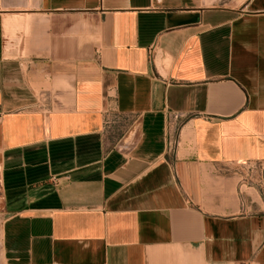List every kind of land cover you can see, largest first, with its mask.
<instances>
[{
	"label": "crops",
	"instance_id": "obj_1",
	"mask_svg": "<svg viewBox=\"0 0 264 264\" xmlns=\"http://www.w3.org/2000/svg\"><path fill=\"white\" fill-rule=\"evenodd\" d=\"M243 163L264 0H0L7 264H264Z\"/></svg>",
	"mask_w": 264,
	"mask_h": 264
},
{
	"label": "rangeland",
	"instance_id": "obj_2",
	"mask_svg": "<svg viewBox=\"0 0 264 264\" xmlns=\"http://www.w3.org/2000/svg\"><path fill=\"white\" fill-rule=\"evenodd\" d=\"M243 175L242 185L253 187L264 193V164L243 163L238 168ZM3 204L0 202V227L4 220ZM0 264H7L2 256L0 248Z\"/></svg>",
	"mask_w": 264,
	"mask_h": 264
},
{
	"label": "built area",
	"instance_id": "obj_3",
	"mask_svg": "<svg viewBox=\"0 0 264 264\" xmlns=\"http://www.w3.org/2000/svg\"><path fill=\"white\" fill-rule=\"evenodd\" d=\"M171 117H173V119H175V120H178V119L182 118V115L174 114Z\"/></svg>",
	"mask_w": 264,
	"mask_h": 264
}]
</instances>
